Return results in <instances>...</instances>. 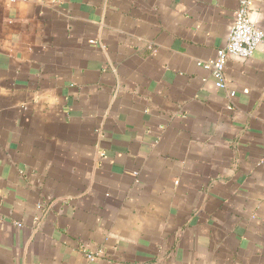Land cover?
Here are the masks:
<instances>
[{"label":"crops","instance_id":"obj_1","mask_svg":"<svg viewBox=\"0 0 264 264\" xmlns=\"http://www.w3.org/2000/svg\"><path fill=\"white\" fill-rule=\"evenodd\" d=\"M239 1L0 0V264H264V40L197 65Z\"/></svg>","mask_w":264,"mask_h":264},{"label":"built area","instance_id":"obj_2","mask_svg":"<svg viewBox=\"0 0 264 264\" xmlns=\"http://www.w3.org/2000/svg\"><path fill=\"white\" fill-rule=\"evenodd\" d=\"M250 9L249 0L239 1L226 46L217 51L213 60L197 63L199 67L211 73L218 89L226 87L228 58L233 56L243 60L251 59L264 40V32L252 21ZM90 259L94 261L92 256Z\"/></svg>","mask_w":264,"mask_h":264}]
</instances>
